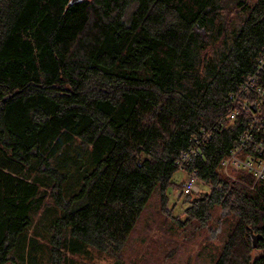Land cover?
I'll return each mask as SVG.
<instances>
[{"label": "trees", "instance_id": "1", "mask_svg": "<svg viewBox=\"0 0 264 264\" xmlns=\"http://www.w3.org/2000/svg\"><path fill=\"white\" fill-rule=\"evenodd\" d=\"M69 2L0 0V264L117 257L191 146L207 190L186 221L226 210L214 264H264V179L219 171L247 128L225 117L264 57V0Z\"/></svg>", "mask_w": 264, "mask_h": 264}, {"label": "rangeland", "instance_id": "2", "mask_svg": "<svg viewBox=\"0 0 264 264\" xmlns=\"http://www.w3.org/2000/svg\"><path fill=\"white\" fill-rule=\"evenodd\" d=\"M238 12L230 6L222 13L229 26L237 21ZM79 152L78 143L67 151L74 157ZM69 166L67 163L65 168ZM228 173L233 179L234 173ZM184 181L185 175L178 170L172 177L174 186L167 190L170 203L165 209L160 205L158 193L149 200L117 257L89 250L88 255L75 257L74 264H214L232 224L225 218L227 211L221 209L211 213L205 226L187 222L185 209L188 202L184 201L188 198L179 194ZM206 190L205 186L198 184L190 200Z\"/></svg>", "mask_w": 264, "mask_h": 264}, {"label": "built area", "instance_id": "3", "mask_svg": "<svg viewBox=\"0 0 264 264\" xmlns=\"http://www.w3.org/2000/svg\"><path fill=\"white\" fill-rule=\"evenodd\" d=\"M261 74H264V57L258 59L256 72L245 78L238 93L229 97L232 109L225 119L233 122L239 107L247 113V128L236 138L228 155L220 163L219 171L227 177L230 176L229 171H244L253 176L254 182L264 179V117L261 114L264 85L259 82ZM194 154L195 146H191L180 155L179 169L185 175V181L179 194L183 197L197 191L196 173L185 168Z\"/></svg>", "mask_w": 264, "mask_h": 264}, {"label": "water", "instance_id": "4", "mask_svg": "<svg viewBox=\"0 0 264 264\" xmlns=\"http://www.w3.org/2000/svg\"><path fill=\"white\" fill-rule=\"evenodd\" d=\"M82 0H70L69 2V6L73 5L74 3L80 2ZM260 239V236H252V246L254 247L256 245V243L258 242V240Z\"/></svg>", "mask_w": 264, "mask_h": 264}]
</instances>
